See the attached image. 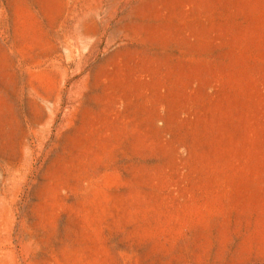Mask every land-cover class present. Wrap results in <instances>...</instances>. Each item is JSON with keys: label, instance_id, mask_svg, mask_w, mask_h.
Instances as JSON below:
<instances>
[{"label": "rangeland", "instance_id": "rangeland-1", "mask_svg": "<svg viewBox=\"0 0 264 264\" xmlns=\"http://www.w3.org/2000/svg\"><path fill=\"white\" fill-rule=\"evenodd\" d=\"M0 264H264V0H0Z\"/></svg>", "mask_w": 264, "mask_h": 264}]
</instances>
